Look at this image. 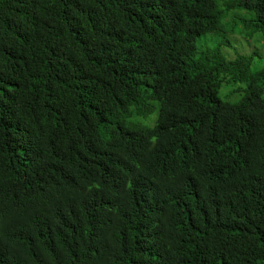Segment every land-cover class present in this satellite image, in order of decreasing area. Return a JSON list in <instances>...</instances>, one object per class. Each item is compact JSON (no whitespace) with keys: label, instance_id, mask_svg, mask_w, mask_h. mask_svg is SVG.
<instances>
[{"label":"trees","instance_id":"16d2710c","mask_svg":"<svg viewBox=\"0 0 264 264\" xmlns=\"http://www.w3.org/2000/svg\"><path fill=\"white\" fill-rule=\"evenodd\" d=\"M237 10L0 0V264H264V71L198 51Z\"/></svg>","mask_w":264,"mask_h":264},{"label":"rangeland","instance_id":"374dc122","mask_svg":"<svg viewBox=\"0 0 264 264\" xmlns=\"http://www.w3.org/2000/svg\"><path fill=\"white\" fill-rule=\"evenodd\" d=\"M222 1L223 0H220V3ZM240 18H246L249 20L251 15L242 10L226 14L221 29L212 35H208L206 39L202 38L198 41L199 53H202V50H209V48H213L214 50L219 49L221 54H223L228 60L234 59L237 54L247 56L256 54L253 62L244 67V73L242 74V77H240V79H244V81H239L232 77L228 79L221 88V97L228 94V92L236 86H244L247 82L246 79L254 77L256 72L257 74H261V72L264 71V35L258 33L252 39L248 38L247 34L244 33L246 31L245 28L242 24L237 22ZM209 37L211 38V41L206 42ZM237 99V95L232 96V100ZM152 116L155 117L156 112L150 116L132 117L129 122L134 125L140 124L141 126H147V124L150 123Z\"/></svg>","mask_w":264,"mask_h":264}]
</instances>
